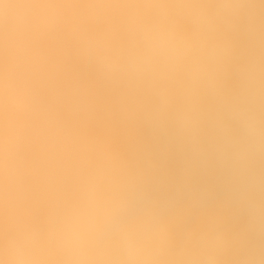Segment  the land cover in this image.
Instances as JSON below:
<instances>
[{"label": "clouds", "instance_id": "clouds-1", "mask_svg": "<svg viewBox=\"0 0 264 264\" xmlns=\"http://www.w3.org/2000/svg\"><path fill=\"white\" fill-rule=\"evenodd\" d=\"M237 33L250 52L233 71ZM73 55L161 137L170 119L190 131L202 97L232 94L250 152L264 149V0H0V264H264V245L231 259L236 236L193 223L207 191L169 189L151 160L76 132L92 104L65 80ZM96 150L108 164L85 172ZM259 191L250 176L252 241L264 240Z\"/></svg>", "mask_w": 264, "mask_h": 264}, {"label": "bare ground", "instance_id": "bare-ground-1", "mask_svg": "<svg viewBox=\"0 0 264 264\" xmlns=\"http://www.w3.org/2000/svg\"><path fill=\"white\" fill-rule=\"evenodd\" d=\"M234 39L237 57L233 71L245 62L250 52L246 36L237 33ZM65 80L83 84L92 104L91 113L75 125L78 134L87 133L109 143L125 162L136 164L151 160L157 176L169 189L186 184L192 189L207 191L209 207L204 213H197L193 223L206 226L213 221L220 222L236 236L241 251L231 259L240 258L242 250L253 243L264 245V240L250 239L248 219L242 207L250 176L264 180V149L250 152L242 123L229 110L232 94L214 101L202 97L199 119L190 131H180L170 119L161 137L138 114L126 115L120 92L108 86L92 66L74 55L66 62ZM230 83L233 88L238 87L235 77ZM107 164L96 150L85 165V172ZM72 192L74 203L75 184ZM257 204L264 206V191L257 193Z\"/></svg>", "mask_w": 264, "mask_h": 264}]
</instances>
